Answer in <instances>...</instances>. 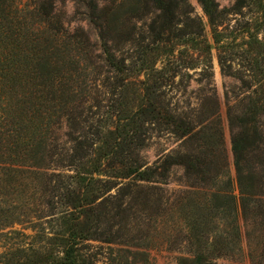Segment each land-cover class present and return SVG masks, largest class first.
Returning <instances> with one entry per match:
<instances>
[{
	"label": "rangeland",
	"instance_id": "374dc122",
	"mask_svg": "<svg viewBox=\"0 0 264 264\" xmlns=\"http://www.w3.org/2000/svg\"><path fill=\"white\" fill-rule=\"evenodd\" d=\"M13 2L82 89L73 125L60 104L28 119V84L0 56V264H264V0H214L211 16L199 0ZM249 111L260 135L239 184L232 137ZM128 133L159 175L90 180L83 152Z\"/></svg>",
	"mask_w": 264,
	"mask_h": 264
},
{
	"label": "trees",
	"instance_id": "16d2710c",
	"mask_svg": "<svg viewBox=\"0 0 264 264\" xmlns=\"http://www.w3.org/2000/svg\"><path fill=\"white\" fill-rule=\"evenodd\" d=\"M159 3V7L162 8L163 0H155ZM204 12L211 16L212 8L214 6V0H199ZM20 8L15 6L13 0H0V56L5 61L9 56L13 55L15 60L12 59L13 63H16L19 70L18 81L25 80L28 84L27 94L31 99H34L33 105L28 108V119L35 115H40L49 109H53L55 106L63 105L64 111L62 115L68 116V121H72V125L75 121L76 110L78 108L77 100L79 99V93L82 87L80 86L82 82L78 81L79 76L78 69H72L70 72L64 71V69L56 68L53 64L55 59H57L52 51L51 47H47L44 41L37 36L30 38L28 36V29L30 27H23L20 19L21 17ZM16 18V24L14 21L10 20L9 14ZM9 16V18H7ZM38 23L32 24L31 30H35ZM27 29V30H26ZM51 49V50H50ZM112 56L107 57V61L110 65L116 68V64L111 60ZM26 70L27 72H23ZM8 71L7 66H2L0 64L1 78H5V74ZM76 78L74 79V76ZM5 76V77H4ZM77 79V80H76ZM59 100V101H58ZM53 103V104H50ZM50 104V106H48ZM146 112L153 113L155 115L154 109H149ZM35 113V115H34ZM256 112H245L241 115L242 130L236 132L232 137V151L235 157V163L237 167V181L239 184L242 183V178H244L241 169L239 168V163L241 157L244 153L245 147L252 142L251 136L249 134V129L252 128L254 135H260L256 126ZM112 133V131H111ZM120 135L121 143L118 142L115 145H110V142H106L103 146L92 149L85 150L81 156H94L98 160L92 162L90 170L87 172L90 180L94 175H100L102 172L107 173L106 175L114 178H129L132 177L137 181H149L154 179L158 174L157 170L151 167L145 166V163L141 162L138 158L139 149L129 147L133 143V135L127 134L125 137ZM98 137V135H97ZM127 140V141H126ZM75 151V149H73ZM78 153H74V157H77ZM134 156V158L132 157ZM105 169L102 168L101 163H105ZM100 163V165H99ZM166 163V162H165ZM177 163V162H174ZM73 166L71 162L69 164L63 165ZM76 165V163H75ZM145 166V167H144ZM166 166H162L164 169ZM77 171V168H75ZM77 173V172H76ZM80 174L77 173V177ZM75 176V177H76ZM76 177V178H77ZM84 180V179H83ZM81 180H74L76 186L65 187L66 193V204L74 210H78L87 203V199L84 202L81 198L83 192L80 193V182ZM79 184V186H77ZM67 257L64 261L57 262L56 264H77V260L74 256L66 255ZM198 260H195L194 264H199Z\"/></svg>",
	"mask_w": 264,
	"mask_h": 264
}]
</instances>
